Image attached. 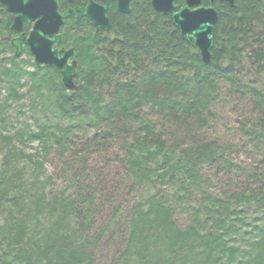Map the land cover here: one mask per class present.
<instances>
[{
	"label": "trees",
	"instance_id": "trees-1",
	"mask_svg": "<svg viewBox=\"0 0 264 264\" xmlns=\"http://www.w3.org/2000/svg\"><path fill=\"white\" fill-rule=\"evenodd\" d=\"M69 6L60 0L61 11ZM227 10L213 27L209 63L181 38L170 15L150 4L116 21L113 37L100 45L83 28L85 20L66 19L62 45L75 49L77 63L74 87L67 89L60 71L36 66L26 46L31 60L15 56L11 40L18 33L0 4L4 105L29 95L68 120L21 129L8 136L16 147L1 150L0 264H95L105 228L121 208L113 207L110 221L96 229L95 182L85 167L87 155L111 148L112 140H119L120 162L137 194L118 264H264V173L234 163L217 129L222 112H234L240 116L233 129L243 131L254 150H264V0H236ZM147 107L154 120L146 117ZM165 122L173 132L159 129ZM33 142L35 154L25 155ZM52 154L67 168L62 189H53L43 170ZM206 167L215 169L213 176H245L249 184L215 193L202 187L213 179L203 180ZM250 204L261 215L246 222ZM176 214H186L188 223L181 226Z\"/></svg>",
	"mask_w": 264,
	"mask_h": 264
},
{
	"label": "rangeland",
	"instance_id": "rangeland-1",
	"mask_svg": "<svg viewBox=\"0 0 264 264\" xmlns=\"http://www.w3.org/2000/svg\"><path fill=\"white\" fill-rule=\"evenodd\" d=\"M20 59L31 60L25 53L20 55ZM6 55H1L0 60L5 61ZM27 71H32V67L27 66ZM23 83H27L26 78L22 80ZM23 85V84H22ZM28 84H24L20 93H26ZM8 90L4 82H0V162L2 158L1 150L9 144V146L14 145V141H10L8 136L13 133L19 132L21 129L26 127L34 128L39 122L50 120L52 124L54 123H65L68 124L67 119H61L59 117H64L60 112L54 110L51 111L49 107H40L32 101V97L27 95L20 99L7 102L4 105V100L7 96ZM3 105V106H2ZM237 112V111H236ZM145 115L147 118L154 120L155 115L152 114L150 108L145 109ZM238 113V112H237ZM234 112H222L219 121L217 122L218 130L221 131V137L223 141H227L229 144V154L232 157V161L238 166L246 168L248 171L253 168L257 169L259 172L264 173V150L253 149V144L248 143L249 137L239 129H233L234 121L240 116H235ZM240 114V113H238ZM225 119L228 121L225 122ZM159 129H165V131L173 132V125L169 122H165L164 126ZM75 129L74 136L77 135L78 138L82 137L80 132ZM89 136V135H88ZM112 147L107 148L105 151L95 153L93 155H87L89 158L86 161V172L89 170L90 178L95 183H93L96 203L98 204V212L96 213V229L102 228L103 224L108 223L112 216L113 207H120L121 213L112 220L111 225L105 228L102 240L95 250V264H118L117 258H119V253L122 249V241L124 240V231L126 228V219L129 215L131 207L136 202L137 194L131 192L130 182L125 175L124 167L122 162H120V154L118 152L119 140H112ZM81 142L79 141L77 143ZM15 146V145H14ZM24 147V153L35 154V149L38 148V143L33 142L26 144ZM16 147V146H15ZM80 149V145L77 146ZM68 152H66L67 154ZM103 154L100 156V154ZM68 160V159H66ZM1 164V163H0ZM46 170V175L52 176L51 187L53 189H62L63 185L61 180L63 178V170L67 168L62 165L57 155H51L48 158V162L43 163V170ZM28 177L31 179L34 177V171L28 169ZM41 173V178L44 177L43 172ZM215 169L206 167L200 171L203 175V180L210 176L212 181L205 185L209 190L218 193L223 188H228L229 190H239L240 187H246L249 184L246 177L241 176L235 180L223 177L221 175L213 176ZM237 173V172H236ZM72 172H69V176ZM238 174V173H237ZM236 174V175H237ZM46 178V177H45ZM85 182H90L89 178L85 177L83 179ZM92 187V188H93ZM259 207L255 204H250L245 207L244 218L246 222H251L256 217H259L261 213L258 209ZM177 219L181 226H185L188 223V216L176 214ZM246 242L245 237L240 240V243L244 244Z\"/></svg>",
	"mask_w": 264,
	"mask_h": 264
},
{
	"label": "water",
	"instance_id": "water-1",
	"mask_svg": "<svg viewBox=\"0 0 264 264\" xmlns=\"http://www.w3.org/2000/svg\"><path fill=\"white\" fill-rule=\"evenodd\" d=\"M72 2L73 0H67ZM86 7L60 9V0H0L6 11L13 15L10 29L19 35L11 40L15 56L19 57L26 45L34 58L36 66L44 65L58 69L65 88L74 87L76 60L73 48H58L61 41L60 31L67 18L75 16L76 22L85 16L95 26L93 42L98 43L101 30H110L108 12L112 0H104L105 5L92 0H82ZM212 1V0H211ZM234 6V0H225ZM188 6L199 0H186ZM157 12L171 14L173 25L179 30L182 39L194 45L202 62L211 61L213 46V26L218 14L211 6L208 8L190 9L188 6L178 8L173 0H152ZM120 12H129V0H117ZM28 29V32L25 30Z\"/></svg>",
	"mask_w": 264,
	"mask_h": 264
},
{
	"label": "flooded vegetation",
	"instance_id": "flooded-vegetation-1",
	"mask_svg": "<svg viewBox=\"0 0 264 264\" xmlns=\"http://www.w3.org/2000/svg\"><path fill=\"white\" fill-rule=\"evenodd\" d=\"M92 1L97 3V4L105 5L104 0H92ZM76 2H77V0H73L72 2H68V3H70V6L67 7V8L86 7V5H87V3L82 1V0H80L79 4H76ZM173 2H174V5H176L179 9L182 8V7L188 6L186 0H173ZM147 4H150V6L153 8V10L156 11L154 9L153 5H152V0H129V12L128 13H123V12L118 11V9H117V0H112L111 3H110L109 12L107 14L109 22L111 24V28H110V30L103 29V30L100 31L98 43H94L93 42V37H94V33H95V26L93 25V23H92V21L90 19H88L87 17L83 16L78 23L76 22L75 16H72V17H70L68 19H72L73 22L75 23V25H78V24L81 23L82 20H85L86 24L83 25V28L85 30H87V31L92 32L91 38H92L93 44L94 45H98V44L100 45L102 40H105L106 38L110 39L111 37H113V35H114L113 26H115V22L116 21H121V20H123L122 19L123 17L127 18L128 15H130V14L133 15L136 10L144 9V7H146ZM235 4H236V0H234V6H235ZM210 6L214 10H216V12L218 14V18H219V16L222 13L224 14L225 12L228 11L227 7H230V8L234 7V6H230L229 3L227 1H225V0H212V1L211 0H199V2L197 4L189 5L188 7L193 10V9H197V8H201V7L202 8H208ZM112 11L115 12L116 17L113 14H111ZM158 13H160V12H158ZM165 15H170V17H171V14H165ZM111 18L113 20L115 19L114 22H113V20H111ZM218 18H217V20H218ZM71 30H73V26H72ZM57 47L58 48L64 47L66 49L72 48V47H65L64 45H62V38H61V41H60V43L58 44ZM75 56H76V51H75Z\"/></svg>",
	"mask_w": 264,
	"mask_h": 264
}]
</instances>
